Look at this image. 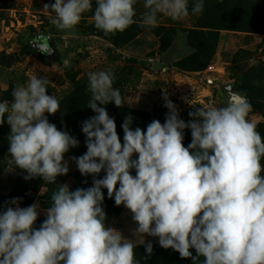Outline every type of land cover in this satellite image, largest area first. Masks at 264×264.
<instances>
[{
  "label": "clouds",
  "instance_id": "clouds-1",
  "mask_svg": "<svg viewBox=\"0 0 264 264\" xmlns=\"http://www.w3.org/2000/svg\"><path fill=\"white\" fill-rule=\"evenodd\" d=\"M134 4L96 0L93 9L92 0H55L43 9L55 14L51 23L60 30L73 29L83 13L93 12L96 29L108 34L136 23ZM188 4L146 0L140 24L156 27L158 14L174 21L186 18ZM203 7L204 0H195L191 11L198 14ZM88 78V107L96 115L82 124L86 153L71 159L82 176L105 175L74 191L58 185L39 228L34 227L38 204L19 207L20 198L12 199L16 206L0 211V264H140L133 241L106 226L102 189L131 212L141 244L145 235L158 237L161 247L193 264L201 257V264H264V138L247 118L252 108L247 98L231 92L225 106L200 107L185 122L165 95V122L153 120L146 131L133 129L129 115L121 125L122 143L114 118L98 106L125 103L112 73L90 72ZM48 83L33 75L16 86L11 102H0V125L7 115L10 163L27 173L25 179L42 177L56 184L69 172L65 154L79 141L49 122L46 113L56 114L60 103L48 94ZM186 128L192 137L187 147ZM146 252H153L150 242Z\"/></svg>",
  "mask_w": 264,
  "mask_h": 264
},
{
  "label": "rangeland",
  "instance_id": "rangeland-1",
  "mask_svg": "<svg viewBox=\"0 0 264 264\" xmlns=\"http://www.w3.org/2000/svg\"><path fill=\"white\" fill-rule=\"evenodd\" d=\"M54 2L0 0V102H11L12 90L26 85L31 76L45 77L48 94L60 103L56 114L46 113L49 122L73 136L83 133V122L96 115L88 107V73L109 71L125 103L122 107L114 102L98 106L114 118L117 131H122L129 115L133 129L147 128L153 120L163 124L169 112L165 95L188 122L193 119L190 112L210 105L223 107L230 93L237 92L252 106L247 118L256 127L264 123V34L221 31L212 49L208 31L196 28L201 13L175 21L158 14L156 27L141 26L146 0H135L136 23L123 32L106 34L96 29L93 12L83 13L73 29L60 30L51 23L55 14L43 9L45 3ZM92 5L95 9L96 0ZM196 66H205V70L189 71ZM4 120L0 125V211L15 207L9 202L20 198L19 207L38 204L37 221L46 218L58 185L79 188L77 165L67 152L69 172L58 176L56 184L41 185V177L25 179L27 173L10 163L7 115ZM117 217L106 226L113 228L109 223ZM37 221L34 227L39 228ZM132 233L128 231L127 237Z\"/></svg>",
  "mask_w": 264,
  "mask_h": 264
},
{
  "label": "trees",
  "instance_id": "trees-1",
  "mask_svg": "<svg viewBox=\"0 0 264 264\" xmlns=\"http://www.w3.org/2000/svg\"><path fill=\"white\" fill-rule=\"evenodd\" d=\"M195 0H189V15H193L191 9ZM196 28L202 30V32L208 31L210 40L212 41V49L218 44L215 39L216 33L221 31L230 32H242L249 34H264V0H204L203 11L201 16L196 22ZM205 70V66H196L192 68L191 72H200ZM138 118L143 117L142 113H135ZM142 128V127H140ZM257 131L260 132L262 138H264V124H259ZM146 131V128H142ZM121 142L123 143V129L117 131ZM78 141V147L71 148L69 154L72 157H79L86 153V136L84 133L76 132L73 135ZM191 129L184 131L183 144L185 147L191 143ZM137 158L136 155L133 159ZM261 164L264 166V158L261 159ZM131 174L135 176V170L133 169ZM105 172L102 171L97 176L87 175L82 176L77 169L76 180L79 183V188H88L92 186L93 179L103 178ZM264 175V172L261 173ZM43 179L41 177L39 184L43 185ZM119 185H117V188ZM76 190V189H75ZM74 191V190H73ZM104 194V201L102 207L107 215L106 222L109 221L113 216H119L124 210L123 205L116 206L114 198H108L107 189H102ZM45 218L39 219L38 225L40 226ZM135 256L140 264H193L191 258H181L179 253L173 249H164L160 245L153 246V252L149 256L146 252V247H138L134 249ZM193 256L196 255L194 249H190ZM203 257L199 258L197 264H201Z\"/></svg>",
  "mask_w": 264,
  "mask_h": 264
},
{
  "label": "crops",
  "instance_id": "crops-1",
  "mask_svg": "<svg viewBox=\"0 0 264 264\" xmlns=\"http://www.w3.org/2000/svg\"><path fill=\"white\" fill-rule=\"evenodd\" d=\"M261 124H264V123H261ZM130 216L132 218L131 212L127 208H125V210L115 220H113L109 224L113 225V228L120 231L126 239L132 240L133 243L136 245L135 248L146 247L147 243L149 242L153 246L159 245L158 237H152V236H147V235L143 237L144 243L141 244L140 243L141 238L139 237L138 234L136 235L134 231L137 227V224L135 221H133V219L132 221L129 222ZM130 230L134 231V233H132V237H129V236L127 237V233Z\"/></svg>",
  "mask_w": 264,
  "mask_h": 264
}]
</instances>
